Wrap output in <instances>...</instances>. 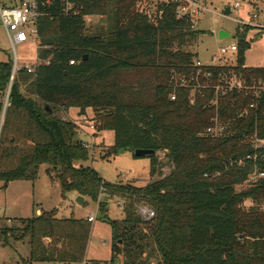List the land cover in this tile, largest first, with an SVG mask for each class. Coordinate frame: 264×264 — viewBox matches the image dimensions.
Wrapping results in <instances>:
<instances>
[{
  "label": "trees",
  "instance_id": "trees-1",
  "mask_svg": "<svg viewBox=\"0 0 264 264\" xmlns=\"http://www.w3.org/2000/svg\"><path fill=\"white\" fill-rule=\"evenodd\" d=\"M110 1L71 0L68 12L55 5L39 26L38 55L49 64L34 75L21 71L11 82L12 60L0 62V181L34 183L47 165L48 174H57L64 199L77 193L104 215L110 200H124L125 218L109 220L113 262L121 257L122 264H145L156 257L154 264H264V145L253 144H264V91L256 111L249 108L250 94L225 91L218 112L228 133L202 135L215 115L214 91L205 89L191 105L189 90L174 87L176 78L196 76L198 54L188 49L205 32L177 19L175 5L158 3L150 16L138 9L142 0H113L110 39L90 34L86 18L106 16ZM247 31H237L235 66L202 67L212 73V84L220 73L264 80V67L245 66ZM140 72L149 80L128 78ZM24 87L34 99L23 95ZM70 109H77L79 118L92 109L99 131L114 133L108 155L127 148L167 152L171 170L164 175L158 155L149 157L151 182L137 188L110 185L91 167H76V161L88 159V149L75 140L76 124L56 115ZM247 109L249 115L241 116ZM245 184L250 189L237 193ZM248 196L253 205L246 211ZM141 205L155 217L141 219ZM15 221L21 226L2 228L1 235L5 247L28 240L30 255L21 264L87 260L92 232L87 220L58 219L52 211Z\"/></svg>",
  "mask_w": 264,
  "mask_h": 264
},
{
  "label": "rangeland",
  "instance_id": "rangeland-1",
  "mask_svg": "<svg viewBox=\"0 0 264 264\" xmlns=\"http://www.w3.org/2000/svg\"><path fill=\"white\" fill-rule=\"evenodd\" d=\"M200 3L206 11L202 14L196 29L204 31L205 34L200 37L199 42L195 46L188 49L199 54L197 60H200L205 65H236L237 54L227 55L219 62H213V56H220L221 48L232 45L238 46L240 38L237 36V31L241 28V31L248 29L245 39L250 43V48L245 53V66L249 68L264 67V0H200ZM237 3L240 5L239 8L236 6ZM115 5V1L111 0L108 14L104 17L94 16L86 18L90 34L102 33L105 39H110V34L115 29ZM155 5L156 0H142L138 4V9L153 16L155 14ZM227 9L231 11L229 16L225 15ZM220 31H226L231 36L221 40L219 38ZM16 50L18 55L24 59L30 60L37 57V51L32 45L17 46ZM13 56L9 39L0 17V62L13 60ZM22 63L32 62L26 61ZM128 78L137 79L142 83L148 81L150 76L147 73L140 72L138 74H129ZM22 93L26 97L33 98L30 88L24 87ZM7 98L8 95L5 101H7ZM74 111L78 113L77 109H74ZM56 115L64 121L75 123L78 130L82 128V131H77L75 140H82L85 148L87 144L89 146L88 159L86 161H76V167H91L110 185L130 184L137 188H146L150 184V158H137L133 151L125 152L124 154L115 152L108 155V150L114 144V133L111 131H99L98 122L92 120L94 117L92 109L88 110L87 116L84 118H79L77 114L76 117L75 115L73 116V112L71 113L70 110L57 111ZM92 126L94 129L91 128ZM259 145L264 144L257 141L255 146L261 147ZM166 155L167 152L158 153L159 160L164 164L162 169L164 175H167L172 167ZM49 169V166L42 165L38 179L33 185L28 184V186L23 187L15 184L8 192L0 189V219L3 217L14 219H17V217L21 219L35 217V210L38 207L46 212H55L60 219H88L91 215H95L96 220L92 224L87 256L102 263L109 262L112 258V229L109 225V220H123L125 218L122 206L124 200H122L123 202L119 198L110 200L108 212L105 213L107 217H105L99 211L98 204L90 199L85 206L77 205L73 199V193L67 194V198L64 199L57 174L54 171H50V174H48ZM3 184L0 181V186H3ZM249 189V184H245L237 188V193H246ZM33 204L35 205L34 208ZM252 205L250 197H245L242 204L243 208L249 211ZM14 219L12 223L3 220L0 222V245H3L4 242L1 235L2 228L21 226L20 222ZM28 253V244L15 242L13 248L0 246V264H21L22 259H20V256H26ZM154 258L156 257L151 259L147 257L143 261L145 264H154V260H156ZM119 259L120 264H122V258L120 257ZM34 264L55 263L37 262Z\"/></svg>",
  "mask_w": 264,
  "mask_h": 264
},
{
  "label": "built area",
  "instance_id": "built-area-1",
  "mask_svg": "<svg viewBox=\"0 0 264 264\" xmlns=\"http://www.w3.org/2000/svg\"><path fill=\"white\" fill-rule=\"evenodd\" d=\"M71 0H0V17L2 25L6 31L9 43L13 52V67L11 82L14 81L15 77L21 71H26L30 75H34L38 67L42 64H49V60L43 61L39 58V26L40 21L43 18L50 17L51 11L55 5L60 4L64 7V11L68 12L71 9ZM158 3H166L169 5H175L177 19H187L193 25V28L199 24L202 14L206 11L204 6L200 3V0H156ZM155 5V7H156ZM237 8L240 5L236 4ZM32 45L37 51V57L30 60L20 57L17 53L16 47L22 45ZM237 45L228 46L220 49V56H213V62L221 61L225 56L230 54H237ZM31 61L32 63H22ZM75 62L72 61L73 65ZM195 66L198 68L196 76H186L176 78V85L174 88H184L190 92V104H195V96L202 94L205 89H211L214 91L213 99L210 104L215 107V115L210 121V125L204 130L203 134L210 138H223L228 133V127L226 124L221 122L218 112V102L220 95L224 94L225 91L237 90L239 92H246L253 97V102L249 105L250 109L258 110L259 102L262 97V91H264V80L262 78L255 79L251 78L249 81L246 80L242 75L231 74L226 77L223 74H219L216 84H212L213 75L211 72L203 73L202 67H215L224 65H205L200 60L196 61ZM227 66V67H233ZM226 67V66H225ZM203 77V81L201 78ZM170 99L175 101L177 99L176 89L170 95ZM249 115V110H245L241 114L243 117ZM94 129V127H91ZM82 131V128H80ZM79 130V131H80ZM257 141L253 142L256 144ZM83 143V142H82ZM255 146V145H254ZM88 144L86 148L88 149ZM258 147V146H256ZM264 178V172L260 174ZM207 177V176H206ZM123 206V205H122ZM264 210V207H263ZM138 215L141 219L148 221L155 217V212L148 206L141 205L137 209ZM96 220L95 215L88 217L89 223H94ZM82 264H115L113 261L93 263L90 260H86Z\"/></svg>",
  "mask_w": 264,
  "mask_h": 264
},
{
  "label": "crops",
  "instance_id": "crops-1",
  "mask_svg": "<svg viewBox=\"0 0 264 264\" xmlns=\"http://www.w3.org/2000/svg\"><path fill=\"white\" fill-rule=\"evenodd\" d=\"M198 54V53H197ZM198 56H199V54H198ZM70 111H71V113L73 112V116L75 115V117H76V114L78 115V113L76 112V111H74V109H70ZM67 112V111H66ZM62 114H63V112H62ZM81 142H83L82 140H81ZM15 184H19V185H17V186H23V187H25V186H28V184H31V185H33V183H30V182H26V181H13V182H10L7 186H4V184H3V186H0V189H4L5 190V192H8L9 191V189L13 186V185H15ZM72 196H73V199L75 200L78 196H79V194H77V193H73L72 194ZM120 199V198H119ZM88 200H89V198H87V197H85V202H86V204H87V202H88ZM121 201H122V199H120ZM123 202V201H122ZM85 204V205H86ZM78 205V204H77ZM35 207V205L33 204V208ZM43 212H46L45 210H43L42 208H40V207H38L36 210H35V215L36 216H40ZM40 214V215H39ZM56 218H58V219H60L58 216H56ZM14 218H11V217H9V218H6V217H3L2 219H0V222L3 220V221H6V222H8V223H12V220H13ZM17 219H21V218H18L17 217ZM24 219H26V218H24ZM15 220V219H14ZM85 220H87V219H85ZM91 224H93V223H91ZM20 243H23V244H28L29 245V243H28V241H24V242H20ZM0 246H3V245H0ZM21 246V245H20ZM7 247H10V246H7ZM12 248V247H11ZM26 252V251H25ZM88 253V252H87ZM29 255H30V247H29V253H28V255H26V256H20V259H27L28 257H29ZM87 258V260H90V261H97V262H99V263H101L100 261H98V260H93V259H90V258H88V256L86 257Z\"/></svg>",
  "mask_w": 264,
  "mask_h": 264
},
{
  "label": "water",
  "instance_id": "water-1",
  "mask_svg": "<svg viewBox=\"0 0 264 264\" xmlns=\"http://www.w3.org/2000/svg\"><path fill=\"white\" fill-rule=\"evenodd\" d=\"M231 14L230 9H227V11L225 12L226 16H229ZM231 35L229 33H227L226 31H220L219 33V38L221 40H224L226 38H229ZM50 111V109H48ZM121 154H124L125 152H131L130 148L127 149H121L119 151ZM134 155L137 158H142V157H151V156H156L158 155L157 152L153 151V150H136L134 151ZM76 203L79 206H85L86 202H85V197L82 195H79L76 199H75ZM115 264H120V259H116L114 261Z\"/></svg>",
  "mask_w": 264,
  "mask_h": 264
}]
</instances>
